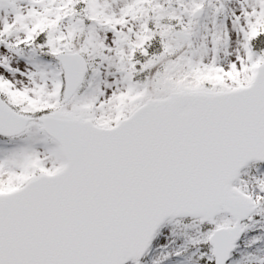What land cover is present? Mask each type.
I'll use <instances>...</instances> for the list:
<instances>
[{
  "label": "snow or ice",
  "instance_id": "obj_1",
  "mask_svg": "<svg viewBox=\"0 0 264 264\" xmlns=\"http://www.w3.org/2000/svg\"><path fill=\"white\" fill-rule=\"evenodd\" d=\"M0 264H264V0H0Z\"/></svg>",
  "mask_w": 264,
  "mask_h": 264
}]
</instances>
